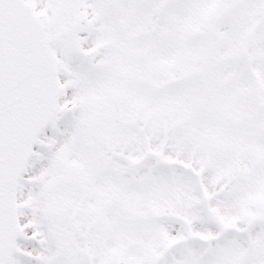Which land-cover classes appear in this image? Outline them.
Segmentation results:
<instances>
[{
    "label": "snow or ice",
    "instance_id": "6c2138e0",
    "mask_svg": "<svg viewBox=\"0 0 264 264\" xmlns=\"http://www.w3.org/2000/svg\"><path fill=\"white\" fill-rule=\"evenodd\" d=\"M0 264H264V0H0Z\"/></svg>",
    "mask_w": 264,
    "mask_h": 264
}]
</instances>
